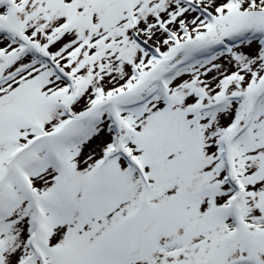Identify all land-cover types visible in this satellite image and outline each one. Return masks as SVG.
Instances as JSON below:
<instances>
[{
    "label": "snow or ice",
    "instance_id": "1",
    "mask_svg": "<svg viewBox=\"0 0 264 264\" xmlns=\"http://www.w3.org/2000/svg\"><path fill=\"white\" fill-rule=\"evenodd\" d=\"M0 264H264V0H0Z\"/></svg>",
    "mask_w": 264,
    "mask_h": 264
}]
</instances>
